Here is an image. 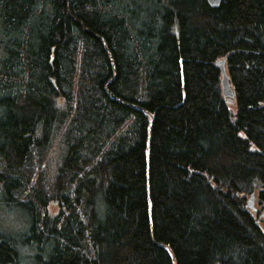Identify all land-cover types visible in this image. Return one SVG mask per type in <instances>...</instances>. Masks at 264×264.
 Segmentation results:
<instances>
[{"label":"trees","instance_id":"16d2710c","mask_svg":"<svg viewBox=\"0 0 264 264\" xmlns=\"http://www.w3.org/2000/svg\"><path fill=\"white\" fill-rule=\"evenodd\" d=\"M0 214V264H264V0H0Z\"/></svg>","mask_w":264,"mask_h":264},{"label":"water","instance_id":"95a60500","mask_svg":"<svg viewBox=\"0 0 264 264\" xmlns=\"http://www.w3.org/2000/svg\"><path fill=\"white\" fill-rule=\"evenodd\" d=\"M206 1L211 8H217L219 7L222 0H206ZM215 66L220 69V73H221L220 84H221L222 94L224 97L227 98L228 102L231 103L232 98H233V92L229 85L228 76L225 70V58L221 60H217L215 62ZM247 206L248 207L253 206V196L252 195L247 200Z\"/></svg>","mask_w":264,"mask_h":264},{"label":"rangeland","instance_id":"374dc122","mask_svg":"<svg viewBox=\"0 0 264 264\" xmlns=\"http://www.w3.org/2000/svg\"><path fill=\"white\" fill-rule=\"evenodd\" d=\"M6 216L8 218L11 217L10 226H9L10 227V230H15V229H17L19 227H22V225H21V219H20L21 216H22V214L20 213L19 210H16V209L7 210L6 211ZM4 219H6V218H4ZM14 232H17V231H14Z\"/></svg>","mask_w":264,"mask_h":264}]
</instances>
